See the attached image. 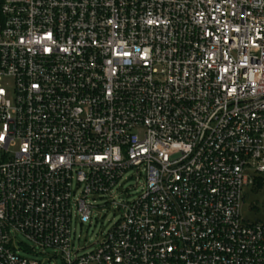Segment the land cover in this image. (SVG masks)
Returning a JSON list of instances; mask_svg holds the SVG:
<instances>
[{"label":"built area","instance_id":"obj_1","mask_svg":"<svg viewBox=\"0 0 264 264\" xmlns=\"http://www.w3.org/2000/svg\"><path fill=\"white\" fill-rule=\"evenodd\" d=\"M259 175L264 0H0V264H264Z\"/></svg>","mask_w":264,"mask_h":264},{"label":"rangeland","instance_id":"obj_2","mask_svg":"<svg viewBox=\"0 0 264 264\" xmlns=\"http://www.w3.org/2000/svg\"><path fill=\"white\" fill-rule=\"evenodd\" d=\"M129 185H134V181H128L127 186ZM244 197L245 200L241 206L243 221L248 224L264 225V175L257 176L256 186L244 189ZM94 214L98 215L99 218L91 226H81L78 223L74 225L76 238L80 237L79 245L86 246L88 250H91L94 244L102 239V234L116 222L111 212L103 213L101 209H96ZM38 259L42 264H62L58 258L50 260L43 256H38Z\"/></svg>","mask_w":264,"mask_h":264}]
</instances>
